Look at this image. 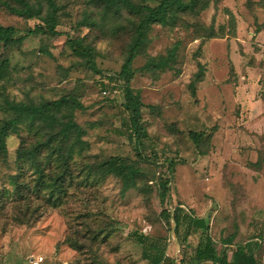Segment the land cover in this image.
I'll return each instance as SVG.
<instances>
[{
	"label": "rangeland",
	"instance_id": "1",
	"mask_svg": "<svg viewBox=\"0 0 264 264\" xmlns=\"http://www.w3.org/2000/svg\"><path fill=\"white\" fill-rule=\"evenodd\" d=\"M29 1L36 5L40 0ZM259 1L211 0L200 16L188 20L208 26L207 30L185 23L152 27L146 54L134 62L132 86L144 102L148 132L144 144L136 147L129 138L122 83L110 85L103 78L119 76L136 16L125 9L122 17L102 21L93 0H58L57 29L62 35H54L38 19L29 18L17 0H0V24L18 29L13 44L0 46V56L10 59L12 70L0 89V101L4 96L41 102L74 95L85 107L75 115L85 129L87 158L122 157L138 163L145 173L141 190L123 192L122 181L115 176L81 184L63 206L45 207L42 218L30 226L12 222L11 213L4 210L0 264H31L32 256H43V264H149L139 235L161 240L176 264H198L192 257L199 236L186 241L161 217L164 210L173 212L180 205L209 219L217 248L227 246L230 257L238 244L250 239L259 238L264 246V6ZM86 17L93 19L92 25L84 24ZM212 26L216 30L226 26L230 34L202 44L198 35L211 33ZM69 37L83 39L94 50L102 75L74 53ZM177 43L175 68L142 70L148 56L166 55ZM199 63L205 77L194 93L191 82ZM7 115L0 109V126ZM190 131L204 133L200 145ZM21 136L33 139L26 130L8 138V161L0 164V199L12 189L9 179L18 171ZM172 161L175 167L170 170ZM166 178L171 179L170 192L163 201L161 183ZM230 236L234 242L227 245ZM257 255L263 258L264 247Z\"/></svg>",
	"mask_w": 264,
	"mask_h": 264
},
{
	"label": "trees",
	"instance_id": "2",
	"mask_svg": "<svg viewBox=\"0 0 264 264\" xmlns=\"http://www.w3.org/2000/svg\"><path fill=\"white\" fill-rule=\"evenodd\" d=\"M17 1L24 6L29 18L38 19L51 34L62 35L57 29L60 24L58 0H40L36 5L29 0ZM93 2L101 12L102 21L116 20L122 17L125 9L137 18L133 23V38L119 76L105 75L103 78L108 79L110 85L115 82L119 85L121 81L125 96L124 107L128 114L129 138L138 147L144 144L148 132L143 118L144 102L141 94L132 86L136 77L134 62L140 55L146 54V47L150 42L149 32L156 24L177 27V25L185 23L195 29L204 27L207 30L208 26L188 20L200 16L204 10L210 7L211 0H158L157 5L137 4L132 0H93ZM259 2L264 6V0ZM253 5L254 3L251 1L250 6ZM83 22L92 25L93 19L86 17ZM210 28H213L211 33L198 35L197 38L202 41V44L205 40L230 34L226 26H221L218 29L223 33L221 36L213 26ZM31 32L33 33L34 30ZM17 33L18 29L15 26L0 24V46L13 44L16 41ZM235 34L233 35L235 36ZM68 42L74 53L83 56L87 60L88 66L102 75V70L96 63L94 50L86 46L83 39L69 37ZM179 48L180 45L177 43L168 50L166 55L148 56L142 70L158 72L175 68ZM201 49L202 47H200ZM42 52L50 54L49 50L45 48ZM11 76L10 59L0 56V89L4 87L3 84ZM204 77L205 67L199 63V71L191 82L194 93L197 84L203 81ZM103 86L108 87L107 83H103ZM84 108L81 101L74 95L41 102L15 101L4 96L3 101H0V109L8 114L0 126V164L8 161L7 140L12 134H20L21 130H26L33 135L32 140L21 136L16 158L18 171L12 174L9 179L12 189L6 191L3 198L0 199V213L5 212L4 210L11 213L12 222L33 225L42 218L45 207L63 206L69 200L72 189L79 185L95 184L108 176H115L122 181L123 192L142 189L140 181L145 173L138 163L130 162L122 157H107L95 161L87 158L88 143L84 139L85 129L76 120L75 115L76 110ZM190 136L200 145L205 135L203 132L190 131ZM138 155L145 159L141 150ZM259 163L258 160L254 166H259ZM174 167L175 163L172 161L169 169ZM170 183V178L162 180L161 197L163 201L170 192ZM37 200H40V203L36 202ZM161 217L168 224H173L176 233L183 236L186 241L192 235L199 236V242L192 257L194 263L264 264V256L260 259L257 255L258 250L264 247L259 238L238 244L230 257L227 246L221 251L217 248L211 235L208 218L196 216L186 211L181 205L176 207L173 212L164 210ZM137 239L143 245V256L149 261V264H176L168 257L167 249L161 240L149 239L144 235H139ZM67 240L77 249L82 248V245L76 244L73 239ZM232 242H234L233 236L226 239L227 245Z\"/></svg>",
	"mask_w": 264,
	"mask_h": 264
},
{
	"label": "built area",
	"instance_id": "3",
	"mask_svg": "<svg viewBox=\"0 0 264 264\" xmlns=\"http://www.w3.org/2000/svg\"><path fill=\"white\" fill-rule=\"evenodd\" d=\"M30 262L31 264H42L44 262V257L43 256H32L30 258Z\"/></svg>",
	"mask_w": 264,
	"mask_h": 264
}]
</instances>
